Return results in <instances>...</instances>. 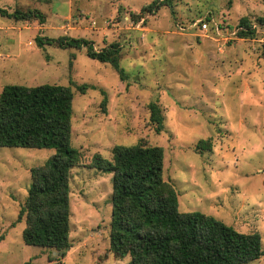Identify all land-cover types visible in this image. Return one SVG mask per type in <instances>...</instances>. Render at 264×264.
<instances>
[{"label":"rangeland","instance_id":"rangeland-1","mask_svg":"<svg viewBox=\"0 0 264 264\" xmlns=\"http://www.w3.org/2000/svg\"><path fill=\"white\" fill-rule=\"evenodd\" d=\"M153 1L0 0L7 14L44 16L39 24L0 14V93L8 85L70 87V146L80 157L69 173L70 248L58 256L24 245L25 218L16 222L30 169L54 150L0 148V264H127L109 252L112 175L92 160L109 161L115 146L138 144L162 149L163 178L180 213L257 233L264 248V29L256 22L264 0H171L139 19ZM242 18L253 24V38H237ZM37 36L86 40L95 51L118 44L127 78L87 58L85 48H39ZM154 102L163 116L158 134L147 109ZM201 140L210 150H195ZM249 264H264V256Z\"/></svg>","mask_w":264,"mask_h":264},{"label":"trees","instance_id":"trees-1","mask_svg":"<svg viewBox=\"0 0 264 264\" xmlns=\"http://www.w3.org/2000/svg\"><path fill=\"white\" fill-rule=\"evenodd\" d=\"M171 0H155L137 16L154 15ZM0 14L15 21L44 24L37 10H15ZM133 17V16H132ZM135 17V16H134ZM136 21H138L136 19ZM264 29V18H257ZM237 38L255 36L247 18L237 25ZM35 44L60 49L82 50L86 57L109 64L121 81L118 44L95 51L86 40L67 36L48 39L37 36ZM87 86L78 87L84 94ZM73 93L70 87L8 85L0 93V148L52 149L43 165L30 169V186L17 223L25 218L24 245L51 249L65 256L70 248L69 173L79 162V152L70 146ZM105 105L103 98L101 107ZM155 133L163 130L157 103L147 106ZM209 140L195 145L196 151L210 150ZM111 160L96 155L93 168L112 175L109 252L114 258H129L127 264H249L264 256L260 235L240 233L200 212L180 213L177 193L163 178V151L159 147L115 146Z\"/></svg>","mask_w":264,"mask_h":264},{"label":"built area","instance_id":"built-area-1","mask_svg":"<svg viewBox=\"0 0 264 264\" xmlns=\"http://www.w3.org/2000/svg\"><path fill=\"white\" fill-rule=\"evenodd\" d=\"M200 30L203 32L207 31V25L205 22H200Z\"/></svg>","mask_w":264,"mask_h":264}]
</instances>
